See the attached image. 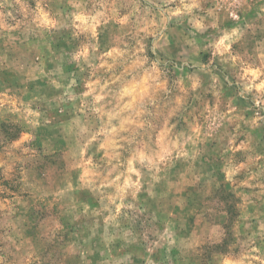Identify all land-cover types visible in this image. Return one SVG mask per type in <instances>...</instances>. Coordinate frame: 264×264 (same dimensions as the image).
<instances>
[{
	"label": "rangeland",
	"instance_id": "rangeland-1",
	"mask_svg": "<svg viewBox=\"0 0 264 264\" xmlns=\"http://www.w3.org/2000/svg\"><path fill=\"white\" fill-rule=\"evenodd\" d=\"M0 264H264V0H0Z\"/></svg>",
	"mask_w": 264,
	"mask_h": 264
}]
</instances>
